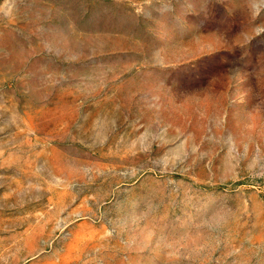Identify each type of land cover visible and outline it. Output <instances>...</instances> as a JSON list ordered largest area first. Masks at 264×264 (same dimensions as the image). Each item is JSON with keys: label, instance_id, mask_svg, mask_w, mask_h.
I'll use <instances>...</instances> for the list:
<instances>
[{"label": "rangeland", "instance_id": "obj_1", "mask_svg": "<svg viewBox=\"0 0 264 264\" xmlns=\"http://www.w3.org/2000/svg\"><path fill=\"white\" fill-rule=\"evenodd\" d=\"M0 264H264V0H0Z\"/></svg>", "mask_w": 264, "mask_h": 264}]
</instances>
